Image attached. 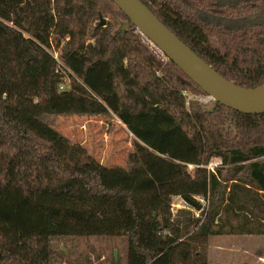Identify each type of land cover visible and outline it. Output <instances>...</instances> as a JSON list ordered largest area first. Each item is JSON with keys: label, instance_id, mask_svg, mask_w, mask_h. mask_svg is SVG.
Instances as JSON below:
<instances>
[{"label": "trees", "instance_id": "trees-1", "mask_svg": "<svg viewBox=\"0 0 264 264\" xmlns=\"http://www.w3.org/2000/svg\"><path fill=\"white\" fill-rule=\"evenodd\" d=\"M141 1L227 80L264 84V0ZM204 96L112 0H0V264L97 237L122 239L126 264H209L211 237L264 236V114ZM73 113L127 127L125 167L50 123ZM176 197L207 206L175 212Z\"/></svg>", "mask_w": 264, "mask_h": 264}, {"label": "rangeland", "instance_id": "rangeland-1", "mask_svg": "<svg viewBox=\"0 0 264 264\" xmlns=\"http://www.w3.org/2000/svg\"><path fill=\"white\" fill-rule=\"evenodd\" d=\"M65 83L68 92L80 91V85L73 79ZM50 123L72 144L85 147L103 165L125 167L133 151V136L110 114L54 115ZM215 159L218 158L211 162ZM192 199L202 208L207 206L203 198ZM173 209L175 212L190 210L196 217L200 215V210L180 197L173 199ZM56 248L54 264H126L125 242L120 238L66 239L56 242ZM207 251L209 264H264V236H214L210 238Z\"/></svg>", "mask_w": 264, "mask_h": 264}, {"label": "water", "instance_id": "water-1", "mask_svg": "<svg viewBox=\"0 0 264 264\" xmlns=\"http://www.w3.org/2000/svg\"><path fill=\"white\" fill-rule=\"evenodd\" d=\"M130 22L148 38L168 59L172 60L214 103L247 115L264 114V84L256 88H244L227 80L181 41L141 0H112ZM101 25L106 20L101 18ZM128 24L124 22L117 33ZM213 108V110H214ZM186 202L198 211L201 204L192 198Z\"/></svg>", "mask_w": 264, "mask_h": 264}, {"label": "built area", "instance_id": "built-area-1", "mask_svg": "<svg viewBox=\"0 0 264 264\" xmlns=\"http://www.w3.org/2000/svg\"><path fill=\"white\" fill-rule=\"evenodd\" d=\"M66 83L62 84L61 85V90H66L67 88L64 86ZM198 101L200 103H203V104H209L211 102H213L212 98L210 96H204V97H200L198 98ZM221 164V160L220 159H215L213 162H211L209 165H208V169L209 170H214V168H216L218 165Z\"/></svg>", "mask_w": 264, "mask_h": 264}]
</instances>
